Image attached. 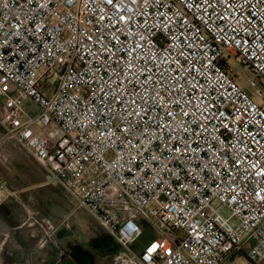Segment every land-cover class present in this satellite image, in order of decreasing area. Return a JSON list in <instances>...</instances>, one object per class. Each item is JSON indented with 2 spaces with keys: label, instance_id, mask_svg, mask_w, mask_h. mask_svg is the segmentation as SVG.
<instances>
[{
  "label": "built area",
  "instance_id": "2783aa9c",
  "mask_svg": "<svg viewBox=\"0 0 264 264\" xmlns=\"http://www.w3.org/2000/svg\"><path fill=\"white\" fill-rule=\"evenodd\" d=\"M0 126L113 264L264 262V0H0Z\"/></svg>",
  "mask_w": 264,
  "mask_h": 264
},
{
  "label": "crops",
  "instance_id": "0c3cea01",
  "mask_svg": "<svg viewBox=\"0 0 264 264\" xmlns=\"http://www.w3.org/2000/svg\"><path fill=\"white\" fill-rule=\"evenodd\" d=\"M5 149L13 153L9 171L0 174L6 183L0 216L11 230L0 229V264H86L96 252V238L90 227L83 240L82 224L89 226L83 209L23 150L14 144Z\"/></svg>",
  "mask_w": 264,
  "mask_h": 264
},
{
  "label": "rangeland",
  "instance_id": "374dc122",
  "mask_svg": "<svg viewBox=\"0 0 264 264\" xmlns=\"http://www.w3.org/2000/svg\"><path fill=\"white\" fill-rule=\"evenodd\" d=\"M8 144H14L17 148L21 149V147H19L12 139L5 137L4 129L0 126V174L9 171L8 166H10L9 161L11 160L10 154L13 153L9 152V150L11 151L15 147L11 146L12 148L10 147L8 151L7 149L3 151L4 145L7 146ZM82 213L85 215L87 219L86 221L89 223V226L87 225L88 227L82 224L83 240L90 227L92 234H95L96 238V252L92 255V257H89L84 261L86 264H113L115 253L119 249V245L112 239L106 229L93 217H91L88 213L86 214L83 210ZM222 213L227 215L225 211H222ZM31 228L32 227H26L28 233H31ZM144 232L143 237L150 232V229L148 227H144ZM90 245H94L93 238ZM257 264H264V262L258 261Z\"/></svg>",
  "mask_w": 264,
  "mask_h": 264
},
{
  "label": "water",
  "instance_id": "95a60500",
  "mask_svg": "<svg viewBox=\"0 0 264 264\" xmlns=\"http://www.w3.org/2000/svg\"><path fill=\"white\" fill-rule=\"evenodd\" d=\"M0 229L2 231H10L11 230V227L7 223H5L3 221V219L1 218V216H0Z\"/></svg>",
  "mask_w": 264,
  "mask_h": 264
}]
</instances>
